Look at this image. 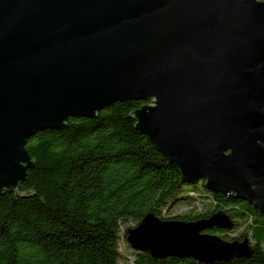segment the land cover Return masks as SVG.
<instances>
[{"label": "water", "instance_id": "obj_1", "mask_svg": "<svg viewBox=\"0 0 264 264\" xmlns=\"http://www.w3.org/2000/svg\"><path fill=\"white\" fill-rule=\"evenodd\" d=\"M128 117L179 182L264 217V1L0 0V195L35 166L38 132L146 101ZM224 210L195 221L145 214L123 232L151 260L224 264L252 255Z\"/></svg>", "mask_w": 264, "mask_h": 264}, {"label": "trees", "instance_id": "obj_2", "mask_svg": "<svg viewBox=\"0 0 264 264\" xmlns=\"http://www.w3.org/2000/svg\"><path fill=\"white\" fill-rule=\"evenodd\" d=\"M149 104L150 99L117 102L98 111L96 118L69 119L68 126L38 132L26 141L35 166L26 171L17 191L32 189L34 196L0 195V264H120L123 225L134 227L147 213L189 222L218 210L245 226L252 251L248 259L224 264H264V217L244 202L206 191L203 181H198L199 188L178 183L177 171L134 131L128 114ZM184 187L188 189L182 196ZM202 197L210 200V208L192 212ZM184 200L191 206L187 213L164 216ZM231 231L209 233L227 241L225 233ZM129 253L125 264H197Z\"/></svg>", "mask_w": 264, "mask_h": 264}, {"label": "rangeland", "instance_id": "obj_3", "mask_svg": "<svg viewBox=\"0 0 264 264\" xmlns=\"http://www.w3.org/2000/svg\"><path fill=\"white\" fill-rule=\"evenodd\" d=\"M200 182L196 183L198 188L200 186ZM187 189H188V187H184L183 188L184 191L181 194L182 196H184L185 190H187ZM210 203L211 202H210V200L208 198L202 197L199 200V202L196 203V205H195L196 207L193 208L192 212L204 213L206 210H208L210 208V206H209ZM188 209H191V206H190L189 203L187 204L186 200L178 201L168 212H166L164 214V216L171 217V216L183 215V214H185V213H187L189 211ZM233 221H234V223H236V226L230 233H225V239L227 241H229L231 238L235 239V238H237L239 236L240 237L246 236L248 241H249V243H250L248 232L245 230V226H243L240 221H236V220H233ZM131 227H132V224L123 225L121 227V233H123L126 229L131 228ZM208 234L216 235V236H222L219 233H209L208 232ZM119 252H120V254L122 256V258L120 260V264H125V263L129 262V259L131 258V255H130L129 252H131V251L127 247V245H126L124 240L120 241V243H119Z\"/></svg>", "mask_w": 264, "mask_h": 264}]
</instances>
